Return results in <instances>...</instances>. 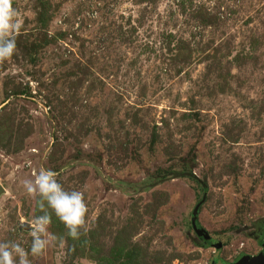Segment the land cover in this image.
Segmentation results:
<instances>
[{
  "label": "rangeland",
  "instance_id": "obj_1",
  "mask_svg": "<svg viewBox=\"0 0 264 264\" xmlns=\"http://www.w3.org/2000/svg\"><path fill=\"white\" fill-rule=\"evenodd\" d=\"M0 61V243L30 251L41 168L84 192L31 264L264 254V0H13ZM210 235L199 236L193 227ZM62 241V242H61ZM221 248H217L218 244Z\"/></svg>",
  "mask_w": 264,
  "mask_h": 264
},
{
  "label": "clouds",
  "instance_id": "obj_2",
  "mask_svg": "<svg viewBox=\"0 0 264 264\" xmlns=\"http://www.w3.org/2000/svg\"><path fill=\"white\" fill-rule=\"evenodd\" d=\"M21 24L20 13L13 7V0H0V61L10 59L16 53L14 34L19 32ZM23 188L35 200L42 214L33 220L30 251L18 242L0 243V264H31L30 254H44L51 243L59 239L48 231L53 214L73 239H78L81 230L87 226L89 209L84 192L66 189L55 171L41 167L32 178L23 181Z\"/></svg>",
  "mask_w": 264,
  "mask_h": 264
},
{
  "label": "water",
  "instance_id": "obj_3",
  "mask_svg": "<svg viewBox=\"0 0 264 264\" xmlns=\"http://www.w3.org/2000/svg\"><path fill=\"white\" fill-rule=\"evenodd\" d=\"M200 205L196 207L194 211V219H193V227L196 233L199 236H203L205 239L210 240V235L205 230H200L197 227V215L199 212ZM222 244H218L217 248H221ZM234 264H264V254H260L256 257H250V256H243L238 259V261Z\"/></svg>",
  "mask_w": 264,
  "mask_h": 264
}]
</instances>
